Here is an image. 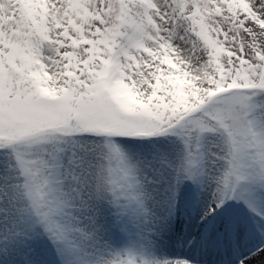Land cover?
<instances>
[{
  "label": "snow or ice",
  "instance_id": "1",
  "mask_svg": "<svg viewBox=\"0 0 264 264\" xmlns=\"http://www.w3.org/2000/svg\"><path fill=\"white\" fill-rule=\"evenodd\" d=\"M260 254L264 0H0V264Z\"/></svg>",
  "mask_w": 264,
  "mask_h": 264
},
{
  "label": "bare ground",
  "instance_id": "2",
  "mask_svg": "<svg viewBox=\"0 0 264 264\" xmlns=\"http://www.w3.org/2000/svg\"><path fill=\"white\" fill-rule=\"evenodd\" d=\"M264 259V254L256 255L251 261L250 264H260V261Z\"/></svg>",
  "mask_w": 264,
  "mask_h": 264
}]
</instances>
